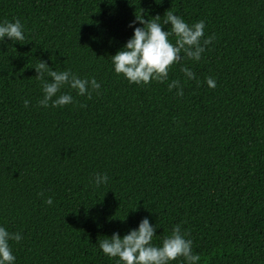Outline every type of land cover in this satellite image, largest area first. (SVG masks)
<instances>
[{
	"label": "trees",
	"instance_id": "16d2710c",
	"mask_svg": "<svg viewBox=\"0 0 264 264\" xmlns=\"http://www.w3.org/2000/svg\"><path fill=\"white\" fill-rule=\"evenodd\" d=\"M168 10L215 40L165 83L130 84L111 56L136 15ZM14 19L25 40L0 42V227L22 236L15 264H118L98 240L144 218L157 246L181 225L199 264H264V0H0V23ZM38 60L100 89L66 86L74 103L40 107Z\"/></svg>",
	"mask_w": 264,
	"mask_h": 264
},
{
	"label": "clouds",
	"instance_id": "9594fccd",
	"mask_svg": "<svg viewBox=\"0 0 264 264\" xmlns=\"http://www.w3.org/2000/svg\"><path fill=\"white\" fill-rule=\"evenodd\" d=\"M137 23L143 27H135ZM167 25H170V30L168 28L165 31L164 27ZM129 27L134 28L133 36L121 50L111 56V60L115 73L122 75L130 84L136 85H148L153 81L165 83L173 65L184 57L200 61L207 46L215 40V35L205 38L203 20L189 25L171 10H168L163 18L157 15L145 19L142 14L136 15V19ZM173 36L174 43L170 39ZM6 37L11 41L25 40L24 26L19 19L0 23V42ZM34 68L37 73L35 78L43 92V98L38 102L40 107L47 108L50 102L53 108L74 103L70 93H61V89L66 86L75 90L79 96L86 95L88 99H91L93 92L100 89L95 77L80 78L71 70L53 71L43 60H38ZM181 72L189 80L195 79L191 69L182 67ZM206 83L209 88L216 87V81L212 77H208ZM173 88L178 90V96L183 97V87L179 80H172L168 84L169 91ZM28 104L29 101L25 100L24 106L28 107ZM107 181L106 174H97L94 182L99 187ZM40 195L43 196V193ZM45 203L52 205V198H47ZM155 231L156 228L144 218L138 229L130 230L122 238L119 233H113L110 238L98 240L99 248L107 257L118 258V264H173L181 258L186 264H199L201 257L193 253V242L187 238L190 233L182 231L181 225L173 226L171 234L164 236L159 246L153 244ZM21 240L22 236L19 233H10L4 227H0V264H15L16 257L9 241L19 243Z\"/></svg>",
	"mask_w": 264,
	"mask_h": 264
}]
</instances>
